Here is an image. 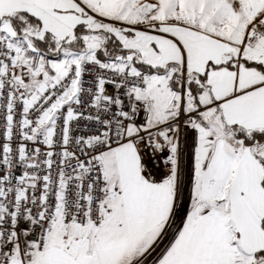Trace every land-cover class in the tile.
<instances>
[{
  "label": "snow or ice",
  "instance_id": "1",
  "mask_svg": "<svg viewBox=\"0 0 264 264\" xmlns=\"http://www.w3.org/2000/svg\"><path fill=\"white\" fill-rule=\"evenodd\" d=\"M0 264H264V0H0Z\"/></svg>",
  "mask_w": 264,
  "mask_h": 264
}]
</instances>
